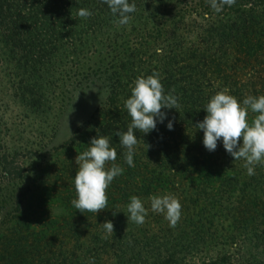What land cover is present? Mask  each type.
I'll list each match as a JSON object with an SVG mask.
<instances>
[{
	"label": "trees",
	"instance_id": "16d2710c",
	"mask_svg": "<svg viewBox=\"0 0 264 264\" xmlns=\"http://www.w3.org/2000/svg\"><path fill=\"white\" fill-rule=\"evenodd\" d=\"M128 3L136 7L129 14L133 20L127 30L120 32L115 26L114 35H109L107 29L119 17L102 0H0V21L11 25L15 16L17 34L29 39L24 48L29 47L30 64L48 60L56 50L66 55L92 53L96 46L92 36L100 31L106 42L103 55L108 58L102 68L81 63L86 76L90 69L92 73L101 70L98 77L103 79L108 100L73 139L60 146L69 160L61 164L60 177L51 183L55 192L45 199L61 200L57 202L63 211L32 218L23 230L33 243L42 238L46 259L57 256L59 264L93 260L94 264H222L227 248L244 256L252 247L264 248V165L255 166V174L248 175L245 161L234 160L222 140L215 151L206 150L203 131L195 127L204 119L211 97L225 88L241 104L247 96H264V0H235L219 13L209 0ZM81 8L92 15L78 17ZM154 72L159 73L165 95L175 90L172 94L180 107L162 109L166 118L150 133L134 130L138 144L135 166L129 167L124 159L127 150L115 134L126 132L131 123L124 103L134 81ZM255 115L249 111V122ZM169 121L172 130L167 128ZM99 136L109 138L117 153L115 163L124 171L109 185L104 211L80 213L71 203L77 198L74 177L79 164L75 159ZM144 144L150 147L146 150ZM163 195H173L181 204L175 228L148 207L149 197ZM132 196L147 210L143 225L128 220ZM19 217L17 222L28 220L24 213ZM105 221L114 225L113 235L104 230ZM14 234L23 240L22 229ZM248 260L244 264H256Z\"/></svg>",
	"mask_w": 264,
	"mask_h": 264
},
{
	"label": "rangeland",
	"instance_id": "374dc122",
	"mask_svg": "<svg viewBox=\"0 0 264 264\" xmlns=\"http://www.w3.org/2000/svg\"><path fill=\"white\" fill-rule=\"evenodd\" d=\"M11 18L13 27L15 16ZM102 21L106 22V17ZM130 23H113L108 34L114 35L115 26L120 32L127 30ZM11 25L0 21V264H59L57 256L46 259L42 238L33 243L23 229L32 218L40 220L42 215L63 211L58 203H63L61 200L52 202L45 196L55 192L51 183L60 177L61 164L69 160L60 146L73 139L76 131L107 103L108 92L98 77L101 70L92 73L90 69L86 76L81 67V63L92 69L104 67L108 59L103 55L105 36H100L101 31L92 36L96 44L92 53L66 55L65 51L56 50L48 60L30 64L26 59L29 47L24 48L29 39L17 34ZM20 213L28 220L17 222ZM16 223L20 224L18 228ZM21 229L22 241L14 234ZM251 249L244 256L227 248L222 264H244L250 258L248 263L257 264L262 259L260 264H264V248ZM254 253L258 256L253 257Z\"/></svg>",
	"mask_w": 264,
	"mask_h": 264
},
{
	"label": "clouds",
	"instance_id": "9594fccd",
	"mask_svg": "<svg viewBox=\"0 0 264 264\" xmlns=\"http://www.w3.org/2000/svg\"><path fill=\"white\" fill-rule=\"evenodd\" d=\"M107 4L111 13L119 19L121 26L128 25L131 21L130 13L136 11L135 4H129L128 0H102ZM235 0H209L213 11L219 13L224 6H232ZM80 18H89L92 13L87 9H79ZM172 89L165 95L164 87L160 82L159 73H153L146 78L141 76L134 81L131 96L125 101L124 107L131 117L127 131L116 132L119 143L126 148L125 163L134 167L133 156L138 139L134 130L142 134H148L156 128L157 122H163L166 114L162 109H175L180 107L178 98L172 93ZM78 96V95H77ZM204 119L195 127L203 131V146L209 152L217 148V142L222 140L225 151L234 159L245 161L244 167L248 175L255 174V166L264 165V96H247L242 104L228 94L225 88L215 95L207 103ZM249 111L257 115L249 122ZM172 121L167 128L172 130ZM146 150L149 145H146ZM117 159L116 149L110 147L107 136L94 137L90 140L86 151L76 156L75 161L79 164L74 177L76 199L72 205L80 213L104 211L108 204L107 189L114 178L124 171L115 163ZM111 163V167L106 165ZM151 210L163 214L168 221L169 227L175 228L181 218V204L173 195L149 197ZM130 214L128 220L143 225L147 210L143 202L136 196L130 198L127 205ZM51 212V211H50ZM116 213H113L115 215ZM104 230L113 235L114 225L110 221L103 224ZM94 264V260L90 261Z\"/></svg>",
	"mask_w": 264,
	"mask_h": 264
}]
</instances>
